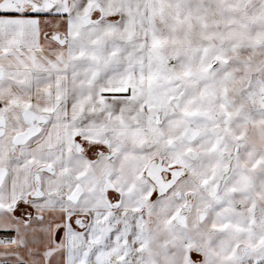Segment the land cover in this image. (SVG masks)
<instances>
[{
    "label": "snow or ice",
    "instance_id": "snow-or-ice-1",
    "mask_svg": "<svg viewBox=\"0 0 264 264\" xmlns=\"http://www.w3.org/2000/svg\"><path fill=\"white\" fill-rule=\"evenodd\" d=\"M0 264H264V0H0Z\"/></svg>",
    "mask_w": 264,
    "mask_h": 264
}]
</instances>
